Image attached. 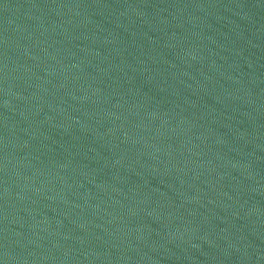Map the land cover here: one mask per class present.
Returning a JSON list of instances; mask_svg holds the SVG:
<instances>
[{"label": "water", "instance_id": "95a60500", "mask_svg": "<svg viewBox=\"0 0 264 264\" xmlns=\"http://www.w3.org/2000/svg\"><path fill=\"white\" fill-rule=\"evenodd\" d=\"M0 264H264V0H0Z\"/></svg>", "mask_w": 264, "mask_h": 264}]
</instances>
